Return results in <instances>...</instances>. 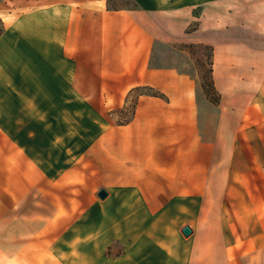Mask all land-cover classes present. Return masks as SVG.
Here are the masks:
<instances>
[{
	"label": "crops",
	"instance_id": "obj_1",
	"mask_svg": "<svg viewBox=\"0 0 264 264\" xmlns=\"http://www.w3.org/2000/svg\"><path fill=\"white\" fill-rule=\"evenodd\" d=\"M109 2L0 0V264H264V0Z\"/></svg>",
	"mask_w": 264,
	"mask_h": 264
},
{
	"label": "trees",
	"instance_id": "obj_2",
	"mask_svg": "<svg viewBox=\"0 0 264 264\" xmlns=\"http://www.w3.org/2000/svg\"><path fill=\"white\" fill-rule=\"evenodd\" d=\"M109 9H114L117 10L118 8L115 7H111L109 4ZM4 31V25L2 23V21L0 20V35L3 33ZM181 49H184L186 51L189 52V54L191 55L201 78V84H202V88L203 91L207 97V99L214 105H218L220 103L221 100V95L220 93L217 91L215 84H214V79H213V47L211 45H205V44H187V45H181L179 46ZM203 47L204 49H206L207 53V68L205 71H203L201 69L200 63L198 60L195 59L194 55H195V50ZM203 65V64H202ZM133 92H138V97L140 95H153V96H160L159 93H157L156 91H154L151 87H146V86H139V87H135L131 90V94ZM130 96V95H129ZM138 100V99H137ZM137 100L134 104V109L132 111V115L135 111V107L137 104ZM131 118L127 119L125 122L129 121Z\"/></svg>",
	"mask_w": 264,
	"mask_h": 264
},
{
	"label": "rangeland",
	"instance_id": "obj_3",
	"mask_svg": "<svg viewBox=\"0 0 264 264\" xmlns=\"http://www.w3.org/2000/svg\"><path fill=\"white\" fill-rule=\"evenodd\" d=\"M109 4L111 7H115V8H132L134 6V2H131V0H109ZM200 8H195L193 11V14L195 17H197L198 19L200 18ZM198 24L197 20H195L193 22V24L188 28V32L191 31V29L195 28L196 25ZM207 51L206 49H204L203 47H200L198 49L195 50V59L199 61L201 69L203 71L206 70L207 68ZM203 64V65H202ZM138 99V92H133L127 99V104L119 109V110H115L113 111V113H110V115L112 114L113 119L117 120V122L122 123L125 122L127 119L132 118V111L134 109V104L136 102V100ZM84 107V106H83ZM87 113H90L89 111H85L83 109L82 115L84 116L89 115ZM94 114H98L99 116H101L103 119H107V113L106 112H94ZM225 200L230 201V200H234L237 199V193H231V192H227L225 195Z\"/></svg>",
	"mask_w": 264,
	"mask_h": 264
},
{
	"label": "water",
	"instance_id": "obj_4",
	"mask_svg": "<svg viewBox=\"0 0 264 264\" xmlns=\"http://www.w3.org/2000/svg\"><path fill=\"white\" fill-rule=\"evenodd\" d=\"M99 198L104 199L107 196V191L105 189H101L98 193ZM183 234L185 236H188L191 234V229L188 226H185L182 230Z\"/></svg>",
	"mask_w": 264,
	"mask_h": 264
}]
</instances>
